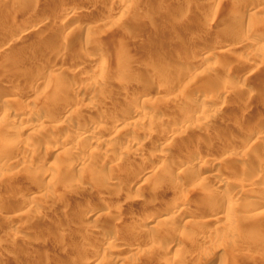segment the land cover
Returning <instances> with one entry per match:
<instances>
[{
    "label": "rangeland",
    "instance_id": "rangeland-1",
    "mask_svg": "<svg viewBox=\"0 0 264 264\" xmlns=\"http://www.w3.org/2000/svg\"><path fill=\"white\" fill-rule=\"evenodd\" d=\"M44 1L0 0V72L13 68L0 74V88L7 94L4 102L0 98V112L21 118L37 109L48 120L42 127L27 120L14 126L0 122V264H264V165L259 163L264 150L256 142L264 133L256 123L264 117V0H46L36 24L28 10ZM242 16L244 24L238 22ZM27 26L32 31L22 35ZM250 32L261 48L241 42L249 41ZM81 33L92 38L87 48L78 40ZM214 46L215 54L198 58ZM228 46L234 52L226 55L221 50ZM94 49L105 59L93 60ZM20 62L28 66L23 71L16 67ZM233 68L239 74L234 79L221 74ZM218 86L230 100L214 105L208 124L196 127L199 119L179 115L178 105L213 100ZM177 94L187 99L178 101ZM135 95L153 103L144 104L154 110L148 122L128 108ZM118 97L124 106L112 109L111 100ZM91 100L101 106L84 107ZM72 109L75 115L69 117ZM86 126L97 135L79 136ZM173 126L176 133L167 135ZM34 128L41 129L38 136L28 134ZM133 135L138 144L127 138ZM198 136L202 139L196 142ZM66 141L78 150L62 152ZM97 143L110 147L105 156L97 153ZM166 143L173 146L161 149ZM228 144L243 152L234 157L224 150ZM187 146L193 148L192 157L208 158V167L177 171L189 155ZM159 157L164 162L154 161ZM209 168L216 176L206 178ZM138 174L142 178L135 179ZM18 184L23 193L14 192ZM256 192L259 197H249ZM229 203L236 206L229 212L232 224L220 218L217 225H196L197 218L227 214ZM174 205L187 207L185 217L167 219ZM22 213L26 225L10 222L9 217ZM141 222L156 225L157 233L133 232ZM96 227L116 231V242L122 244L106 243L109 236L93 240ZM107 244L110 253L103 249ZM128 246L135 251L124 249Z\"/></svg>",
    "mask_w": 264,
    "mask_h": 264
},
{
    "label": "bare ground",
    "instance_id": "bare-ground-1",
    "mask_svg": "<svg viewBox=\"0 0 264 264\" xmlns=\"http://www.w3.org/2000/svg\"><path fill=\"white\" fill-rule=\"evenodd\" d=\"M44 1V0H43ZM46 1V0H45ZM40 2L39 3V8H36L37 6H38V4H35L34 3V5H36V7L35 8H31V10H28V16L29 17H31V19H33L34 21H36V24H38L39 22H41V20L40 19H38V17H40L41 15V11H43V9H44V7L46 6V4H47V2ZM49 1V0H48ZM123 1V0H122ZM121 1V4H124L123 2ZM117 2V1H116ZM49 3H51V2H49ZM120 3V2H119ZM253 5H251V7H252ZM49 7V6H48ZM66 7V6H65ZM248 8V9H247ZM160 9V8H159ZM158 9V11H162V13L164 14L165 12H163V10H162V8L159 10ZM246 9L249 11L250 10V8H249V6L248 7H246ZM62 10V9H61ZM64 11H68V10H66L65 8H64ZM71 11V10H70ZM75 12H76V10H74ZM74 11H72V12H74ZM155 11V10H154ZM154 11H152V12H154ZM160 11V12H161ZM74 12V13H75ZM251 13H253L254 14V12H251ZM250 13V14H251ZM157 14V13H156ZM249 14V15H250ZM161 15V14H160ZM163 16V15H162ZM251 16H253L252 14H251ZM59 17V16H58ZM152 17V16H151ZM161 17V16H160ZM159 17V18H160ZM250 17V16H249ZM235 18V17H234ZM245 16L243 17H239L238 18V22H245ZM67 19H69V17H66V18H64V20L66 21ZM161 19V18H160ZM7 21V20H6ZM237 22V23H238ZM244 22H243V24H244ZM10 23V22H9ZM32 23H33V21H32ZM240 23H238V24H240ZM41 24V23H40ZM3 25V24H2ZM5 25H6V22H5ZM4 25V26H5ZM27 25V24H26ZM83 25V24H82ZM235 25V24H234ZM44 26V25H43ZM228 26V25H227ZM22 27V26H21ZM30 27V26H29ZM28 26L27 27H24V28H21V30H20V28H18L19 30H20V32H21V34L22 35H26V34H28V33H30V31H32L30 28H29ZM40 27H42V25H39V26H37L35 29H40ZM71 27V26H70ZM83 27V26H82ZM231 27V26H230ZM16 28V27H15ZM16 28V29H17ZM29 28V29H28ZM74 28V27H73ZM73 28H70L69 30H68V32L69 33H71L72 31H73ZM91 28V27H90ZM207 28V27H206ZM232 28V27H231ZM252 28V30H253V27H251ZM77 29V28H76ZM88 29V28H87ZM205 29V28H204ZM211 29V28H210ZM33 30H34V28H33ZM209 30V29H208ZM229 30V29H228ZM232 30H234V29H232ZM251 30V31H252ZM254 30H256V29H254ZM35 31V30H34ZM15 32H17V31H15ZM14 32V33H15ZM56 32V31H55ZM230 32H231V30H230ZM230 32H228V33H230ZM236 33V32H235ZM16 34H18V33H15V35ZM21 34H19V35H21ZM56 34V33H55ZM60 34V33H59ZM242 34V33H241ZM255 34H257V33H255ZM13 35V34H12ZM21 35V36H22ZM58 35V34H57ZM240 35V34H239ZM11 36V35H10ZM14 36V35H13ZM28 36V35H27ZM26 37V36H25ZM248 39H249V41H247V40H245V41H242V40H244V38L241 40V42H244V43H250L251 45H253V46H257V47H259V48H261L262 46H260L259 45V40H258V38H257V35L255 36L252 32H250V33H248ZM89 36H88V34H79L78 35V40H80V42H84L85 41V43L83 44L84 45V47H86V42L88 43V40H89ZM15 39V38H14ZM17 39V38H16ZM92 38H90V40H91ZM4 40V39H3ZM63 40V39H62ZM90 40H89V42H90ZM14 41V40H13ZM57 41V40H56ZM55 41V42H56ZM188 41V40H187ZM0 42H2V41H0ZM5 42V41H4ZM15 42V41H14ZM58 42V41H57ZM64 42H66V41H64ZM238 42V41H237ZM23 43V42H22ZM54 43V42H53ZM3 44V43H2ZM25 44V43H24ZM59 44V43H58ZM58 44H56V45H58ZM68 44V43H67ZM10 46H11V44H9ZM221 45V44H220ZM249 45V44H248ZM8 46V45H7ZM55 46V45H54ZM213 46V45H212ZM218 46V45H217ZM237 46V45H236ZM3 47V46H2ZM6 47V46H5ZM9 47V46H8ZM82 45H81V49H82ZM83 47V48H84ZM222 47V46H221ZM229 47V46H228ZM223 48V50H221L223 53H231L232 51L234 52V50H231V49H233V46H232V48L230 49V47L229 48ZM237 47H239V46H237ZM237 47H235V48H237ZM1 48V47H0ZM19 48V47H18ZM87 48V47H86ZM86 48H85V50H86ZM217 47H211L210 49H206V50H202L201 52H199V55H198V58H203L204 56H205V54H209V57H210V55L211 54H213V52H214V50L216 49ZM220 48V47H219ZM234 48V49H235ZM31 49V48H30ZM80 49V50H81ZM87 50H89V49H87ZM230 50H231V52H230ZM215 52H217V51H215ZM215 52H214V54H215ZM218 52H220V50L218 51ZM222 52H220V53H218V55L219 54H223ZM23 54H25V53H23ZM23 54H19V58H21L22 57V55ZM85 54V53H84ZM217 54V53H216ZM225 54H223V55H225ZM226 54V55H227ZM91 55H93V57H91L93 60H99V61H101V59H105V57H104V54L102 53V51L100 52V51H95V49H94V52H93V54H91ZM193 55H195V54H193ZM106 56V55H105ZM192 56V55H191ZM27 57V56H26ZM87 57V56H86ZM147 57V56H146ZM208 56H205L204 58L206 59ZM25 58V57H24ZM28 58V57H27ZM190 58V57H189ZM89 59V58H88ZM186 59V58H185ZM19 60V59H18ZM187 60V59H186ZM30 61V60H29ZM95 61H93V62H95ZM192 61V60H191ZM52 62H54V61H52ZM52 62L50 61L48 64H46L45 66H44V68L42 69V72L43 73H45L44 71H47V70H49V68L51 67V65H52ZM75 62V61H74ZM180 62V61H179ZM183 62H186L185 60H183ZM190 62V61H189ZM200 62V61H199ZM21 63V62H20ZM25 63V62H24ZM75 64V63H74ZM187 64H188V62H187ZM223 64V63H222ZM227 64V63H226ZM25 64H23V62L21 63V64H19L18 66H16V67H19L20 69H22V71H23V69L24 68H26V67H28V66H24ZM11 66V65H10ZM24 67V68H23ZM73 67V66H72ZM220 68V67H219ZM74 69V68H73ZM177 69V68H176ZM179 69V68H178ZM235 68H233V70L232 69H230V70H228V71H222L221 72V69H220V71H219V73L221 72V74H224V75H226V76H233V78L231 77V79H234V76L236 77V75L238 76L239 74L237 73V71H235L234 70ZM241 69V68H240ZM13 70V68H11V67H9L8 68V66L6 67L5 66V69H3L1 72H0V74L3 76L4 75V73H6V72H9V71H12ZM25 70V69H24ZM34 70V69H33ZM75 70V69H74ZM81 70V69H80ZM184 70V69H183ZM182 70V71H183ZM194 70V69H193ZM223 70H225L224 68H223ZM238 70V69H237ZM242 70V69H241ZM141 71H143V70H141ZM140 71V72H141ZM177 71V70H176ZM181 71V72H182ZM13 72V71H12ZM120 72H121V70H120ZM119 72V73H120ZM125 72V71H124ZM128 72V71H127ZM139 72V73H140ZM173 72V71H172ZM185 72H186V70H185ZM189 72V71H188ZM20 73V72H19ZM118 73V72H117ZM183 73V72H182ZM203 73V72H202ZM202 73H201V75H202ZM241 73V72H240ZM125 74V73H124ZM138 74V73H137ZM141 74V73H140ZM122 75V74H121ZM5 76V75H4ZM6 76H8V74L6 75ZM20 76V75H19ZM135 76H136V74H135ZM140 76V75H139ZM139 76H137V78L139 77ZM221 76H223V75H221ZM140 78V77H139ZM238 78V77H237ZM2 79V78H1ZM136 79V78H135ZM5 80V79H4ZM210 80V79H209ZM259 80V79H258ZM212 81V80H211ZM10 82V81H9ZM141 82V81H140ZM207 82H209V83H212V82H210V81H207ZM6 83V82H5ZM255 83V82H254ZM9 84V83H8ZM208 84V83H207ZM253 83H252V81H251V85H252ZM209 85V84H208ZM3 86V85H2ZM135 86V85H134ZM139 86V85H138ZM137 87V86H136ZM219 87V86H218ZM242 87V86H241ZM244 87V86H243ZM3 88V87H2ZM2 88H0V98L2 99L3 98V102L5 101V96L7 95H5L4 94V92H3V89ZM9 88H10V85H9ZM247 89V88H246ZM227 90V89H226ZM215 91V90H214ZM155 92V91H154ZM228 92V91H227ZM139 93V92H138ZM140 94V93H139ZM144 94V93H143ZM27 95V94H26ZM125 95V94H124ZM141 95V94H140ZM189 95V94H188ZM123 96V95H122ZM176 96V95H175ZM183 95L182 94H177V98L176 99H179L178 101H181V100H183L184 99V97H182ZM190 96V95H189ZM188 96V97H189ZM120 97V96H119ZM118 97V98H119ZM143 97H145L144 95H142V96H139V95H135L134 97H133V99H132V101H130V106H128V108H130L129 110H131V108H134V110L133 111H130V112H134L135 110H136V112L139 114V115H141L142 116V121H147L148 122V120H150V119H152L153 118V116H154V110L152 111V109L150 110L149 108H146L145 106H144V104H145V102H148V103H146L145 105H147V104H153V103H151V99H144V100H141ZM229 96H228V94L226 93V91H225V89L224 88H222V89H220V87H219V90L217 91V94H216V97L212 100H207V99H201L200 101H196V99L195 100H190V101H188V100H186V103L185 102H183V103H185V104H181V103H178V104H181L180 105V107H179V105H178V107H177V109L179 108V115L181 116V115H184L185 116V118H187L186 120L187 121H189L190 120V117H192V118H194V119H196V120H200V121H196V123H195V126L196 127H201L202 125H206V123L208 122V120H209V118H212V114H210V111H213L214 109L216 110L217 109V107H214V105L216 106V104L220 101V100H222V101H227L228 102V100H230V99H227ZM115 98V99H113V100H111L112 102L110 103L111 105H110V107L112 108V109H116L117 108V110H118V108H121V107H123L124 105V103L122 104V101H121V98ZM186 98V97H185ZM187 99V98H186ZM6 100H7V98H6ZM13 100H14V98H13ZM154 100V99H153ZM240 100V99H239ZM143 101V102H142ZM175 101V100H174ZM124 102V101H123ZM154 102V101H153ZM99 102H96V101H94V100H91V101H89V102H87V103H85L84 104V107H86V108H88V109H91V108H95V107H99V106H101V105H99L98 104ZM101 104V103H100ZM76 106V105H75ZM81 106V105H80ZM148 106V105H147ZM160 106V105H159ZM162 106V105H161ZM65 107H67V106H65ZM78 107V106H77ZM105 107V106H104ZM150 108H151V106H149ZM74 108V107H73ZM81 108V107H80ZM264 108V107H263ZM87 109V110H88ZM122 109V108H121ZM154 109V108H153ZM14 110V109H13ZM75 110H76V108H75ZM75 110H70L68 113V115H69V117L70 116H72V114H74L75 113ZM104 110H105V108H104ZM171 110V109H170ZM218 110H219V108H218ZM217 110V111H218ZM247 110V109H246ZM108 111V110H107ZM125 111V110H124ZM228 111V110H227ZM248 111H249V109H248ZM247 111V112H248ZM263 111V110H262ZM14 112V111H13ZM112 112V111H111ZM264 112V111H263ZM262 112V113H263ZM31 113V112H30ZM28 113V115H26V114H23L24 116H22L21 118H20V116L17 118V113L16 114H14V113H9V112H6V111H1L0 112V122H5V124H7L8 126L10 125V126H14L18 121H34V123L36 122V123H38V126H40V127H42V126H44V124H46L47 122H48V120H47V118H46V116L43 114V115H41L40 113H38L37 112V109H36V113L34 114V113ZM155 113H156V111H155ZM172 113V112H171ZM137 114V115H138ZM177 114H178V112H177ZM177 114H176V116H177ZM208 114H210V116L208 115ZM75 115V114H74ZM174 115V114H173ZM214 115H215V113H214ZM244 115V114H243ZM135 116V115H134ZM170 116V115H169ZM218 115H216V116H214L215 118L217 117ZM67 117V116H66ZM130 117H131V115H130ZM133 117V116H132ZM168 116H166V118H167ZM68 118V117H67ZM98 118V117H97ZM181 118H183V117H181ZM220 118V117H219ZM260 118V117H259ZM259 118H257V119H259ZM176 119V118H175ZM139 120V119H138ZM179 120V119H178ZM177 120V121H178ZM216 121H217V118L215 119ZM219 120H221V119H219ZM92 121L94 122V123H99V120H97L96 118H93V116H92ZM214 121V120H213ZM222 121V120H221ZM226 121V120H225ZM139 122V121H138ZM140 122H141V120H140ZM144 122H142V123H144ZM185 122V121H184ZM68 123H69V125H70V123L71 122H69L68 121ZM209 123V122H208ZM207 123V124H208ZM256 123L257 124H260V125H263V128H264V117L262 118V119H260V120H257L256 121ZM66 124V123H65ZM139 124H141V123H139ZM171 124V123H170ZM6 125V126H7ZM30 125V124H29ZM35 125V124H34ZM66 125H68V124H66ZM142 125V124H141ZM164 125V122H163V124L160 126V128L162 127ZM185 125V124H184ZM36 126V125H35ZM34 126V127H35ZM73 125H72V123H71V127H72ZM75 126V125H74ZM95 126V125H94ZM101 126V125H100ZM140 126V125H139ZM165 126V125H164ZM57 127V126H56ZM99 127V126H98ZM158 127V126H157ZM174 127V126H173ZM173 127H171L169 130H168V133H167V135H169V134H171V135H173V133H176V130H177V127L175 126L174 128ZM182 127V126H181ZM69 128V127H68ZM96 128V127H95ZM203 128V127H202ZM222 128V127H221ZM8 129V128H7ZM158 129V128H157ZM156 129V130H157ZM201 129V128H200ZM207 129V128H206ZM30 130V132L28 133L30 136H38L39 134V131H41V129L40 130H36L35 128L33 129V130H31V129H29ZM60 130V129H59ZM82 131H81V133H79V136H81L82 138H88V137H94V136H96L97 135V133H96V130H94V127H83V129H81ZM130 130H132V129H130ZM134 130V129H133ZM14 132V131H13ZM12 132V133H13ZM57 132V131H56ZM132 132H134V131H132ZM236 132V131H235ZM198 133H199V131H198ZM207 134V133H206ZM6 135V134H5ZM136 135V134H135ZM135 135H133V137H127L129 140H130V142H132L133 144H138L139 143V139H137V135L135 136ZM149 135V134H148ZM195 135V134H194ZM197 135V134H196ZM199 135V134H198ZM145 136V135H144ZM202 136V135H201ZM200 136V137H201ZM80 137V138H81ZM143 137V136H142ZM196 137V136H195ZM199 136H198V138H196V142H198V141H200L199 140V138H200ZM209 137V136H208ZM225 137V136H224ZM247 137H248V135H247ZM40 138V137H39ZM65 138V137H64ZM145 138V137H144ZM227 138V137H226ZM231 138H232V136H231ZM195 139V138H194ZM201 139H202V137H201ZM229 139V138H228ZM121 140V139H120ZM128 141V140H127ZM177 141V140H176ZM217 141V140H216ZM65 142V141H64ZM129 142V143H130ZM203 142V141H202ZM201 142V143H202ZM228 142V141H227ZM256 142L257 143H259L260 144V149L262 148L263 150H264V133H262V134H258L257 136H256ZM99 143V142H98ZM97 143V144H98ZM174 143H176V142H174ZM200 143V142H199ZM198 143V144H199ZM200 143V144H201ZM64 144V143H63ZM102 144V143H101ZM109 144H111V143H109ZM170 144V143H166V144H163V145H161V149H163L164 150V148L167 146V147H169L168 145ZM187 144V143H186ZM100 144H98V146H99ZM106 145H108V144H106ZM171 146H173L172 144H170ZM176 145V144H175ZM197 145V144H196ZM4 146V145H3ZM2 146V147H3ZM32 146V145H31ZM202 146V145H201ZM198 147V146H197ZM97 148V147H96ZM99 150H97V153H100V154H102L101 156H105L106 154H107V151H108V149L110 148L109 146H105V145H100L99 146ZM178 147H176V149H177ZM181 148V147H180ZM199 148V147H198ZM28 151H31V147L29 146V147H27L26 148ZM167 149V148H166ZM186 149H188V146H187V148ZM191 149H193L192 148V146H190L189 147V149H188V152H189V155H188V157L186 158V159H184V160H182L181 162H179L177 165H176V167L175 168H177V171H178V169H184V170H186V171H188V170H190L191 168H203V167H205L206 166V164H208V158H205V157H203L202 159L201 158H199L198 159V157H195L194 158V156L192 157L191 155H190V153L192 154V150ZM195 149V148H194ZM209 149V148H208ZM1 150V149H0ZM32 150H33V148H32ZM78 150V146L76 147L75 145H73L72 144V141H66V143L64 144V146H63V151L62 152H72V153H74V152H76ZM138 150V149H137ZM178 150H180V149H178ZM182 151H183V149H181ZM224 150H225V152H232V155H234V157H235V154L236 153H241V151L243 152V150H241V148L237 145V144H228V146L226 145V147L224 148ZM262 150V151H263ZM61 151V150H60ZM181 151V152H182ZM245 151V150H244ZM2 152V151H1ZM188 152H186V153H188ZM264 152V151H263ZM263 152H261V153H263ZM247 152H245V154H246ZM61 154H63V153H61ZM99 154V155H100ZM137 154V153H136ZM159 154V153H158ZM183 154V153H182ZM181 154V155H182ZM243 154V153H242ZM264 154V153H263ZM32 155H34V154H32ZM31 155V156H32ZM38 155V154H37ZM174 155H176V154H174ZM184 155V154H183ZM144 156V155H143ZM152 156V155H151ZM156 157H157V155H155ZM163 156V155H162ZM161 156V157H162ZM91 157V156H90ZM125 157V156H124ZM152 157H154V156H152ZM161 157H159L158 158V160L155 158V160L154 161H160L162 158ZM178 157V156H177ZM182 157V156H181ZM201 157V156H200ZM232 157V156H231ZM146 158H148V157H146ZM121 159V158H120ZM176 158H174V160H175ZM178 159H180V158H178ZM106 160V159H105ZM146 160H148V159H146ZM165 160V159H164ZM20 161V160H19ZM84 161H86V159H84L83 158V162ZM87 161H89V159H87ZM149 161H150V159H149ZM179 161V160H178ZM18 162V161H17ZM42 162H43V160H42ZM41 162V163H42ZM82 162V161H81ZM103 162V161H102ZM160 162H164V161H160ZM173 162V161H172ZM176 162V161H175ZM28 163V162H27ZM53 163V162H52ZM85 163H87V162H85ZM145 163H147V162H145ZM149 163V162H148ZM259 163L261 164V165H264V158H262V157H260V159H259ZM23 164V163H22ZM54 164V163H53ZM123 164V163H122ZM162 164V163H161ZM172 164V163H171ZM174 164H176V163H174ZM14 165V164H13ZM127 165V164H126ZM172 166V165H171ZM210 166V165H209ZM25 167V166H24ZM174 167V166H173ZM206 167H208V166H206ZM29 168V167H28ZM218 168V167H217ZM171 169V168H170ZM188 169V170H187ZM210 169V171H211V173H208L207 175H206V178L207 177H214V175L216 176V174H214V173H212L215 169H213V171H212V169L211 168H209ZM19 170H20V168H19ZM145 170V169H144ZM148 170V169H147ZM146 170V171H147ZM184 170H181V172L182 173H184L185 171ZM180 171V170H179ZM20 173L21 172H23V171H19ZM18 171H17V173L18 174H20ZM149 172V171H148ZM140 174V173H139ZM138 174V176L135 178V179H140V178H142L141 177V175H139ZM145 174V172H143V175ZM25 175V174H24ZM126 175V174H125ZM150 175V174H149ZM148 176V175H147ZM179 176V175H178ZM171 177V176H170ZM225 177V176H224ZM2 178H3V176H2ZM1 178V179H2ZM4 178H6V177H4ZM110 178V177H109ZM78 179H79V176H78ZM111 180L112 179H114V177H111L110 178ZM145 179L147 180V178L145 177ZM226 179H228V178H226ZM144 180V179H143ZM150 180V179H149ZM154 180V179H153ZM79 181V180H78ZM0 182H2V180L0 181ZM225 182H226V180L225 179H223L222 178V180H221V178H220V183L221 184H225ZM5 183V182H4ZM21 183V182H20ZM177 183H179V182H177ZM156 184V183H155ZM180 184V183H179ZM0 185H2L1 183H0ZM12 185V184H11ZM23 185V184H22ZM43 186V185H42ZM155 187V186H154ZM15 190L16 191H14V192H17V193H23V191H25L26 189L24 188V187H22L21 185H15ZM149 193V192H148ZM260 193V192H259ZM235 194H237V195H239V192H237V193H235ZM45 195V194H44ZM139 195H141V194H139ZM249 195V197L251 196V198H253V197H259L260 195L259 194H257V192L256 193H250V194H248ZM142 196H144V195H142ZM49 198L50 197V195L47 193L46 195H45V198ZM139 197V196H138ZM138 197H136L135 196V198H138ZM33 198V197H32ZM31 198V199H32ZM46 198V199H47ZM134 198V199H135ZM141 198V197H140ZM255 199V198H254ZM30 200V199H29ZM69 200V199H68ZM144 200H145V198H144ZM44 201V200H43ZM53 201H56V200H52L51 201V203L53 202ZM32 202V201H31ZM47 202V201H46ZM25 203V202H24ZM55 203V202H54ZM54 203H53V205H54ZM57 204V203H56ZM64 204V203H63ZM52 205V204H51ZM114 205V204H113ZM220 205H222V204H220ZM50 208H53V207H51V206H49ZM59 207V206H58ZM67 207V206H66ZM145 207V206H144ZM147 207V206H146ZM174 207H175V210L174 211H171L172 212V214H169L170 216H168V218L167 219H169V220H171V219H174L175 217H177V216H179L180 218H183V217H185V214L188 212H186V208L187 207H184V205H182V206H178V205H174ZM218 207V206H217ZM235 205L233 204V203H229L225 208H224V210H226L227 211V214H225V215H220V216H217V217H214V216H212V215H207V216H205V217H201V218H197L196 219V225L198 226V227H200V228H205V227H207V226H213V225H217L218 223H217V221H219V219L220 218H223L224 219V221H227V222H229V224L231 223L232 224V221H231V218H230V216H229V212H233V211H235ZM57 208V207H56ZM68 208V207H67ZM219 209H220V207H218ZM218 208H216V209H218ZM71 209V208H70ZM177 209V210H176ZM61 210V209H60ZM59 210V211H60ZM221 210V209H220ZM65 211V210H64ZM93 211V210H92ZM145 211V209H143V212ZM218 211V210H217ZM18 213V212H17ZM141 213V212H140ZM14 215V214H13ZM26 215V214H25ZM23 213L22 214H19V215H14V216H11V217H9V220H10V222L12 223V224H15V225H17L18 227H20V226H24V225H26V223L24 222V221H21V219L22 218H24L23 216H25ZM141 215H143V214H141ZM143 216H145V215H143ZM154 216V215H153ZM188 216V215H187ZM27 219V218H26ZM188 219V218H187ZM192 219V218H191ZM23 220V219H22ZM66 220V219H65ZM79 221V220H78ZM188 221H190V220H188ZM220 221H221V219H220ZM219 221V222H220ZM148 222V221H147ZM87 226V225H86ZM99 226H101V225H99ZM106 225H104V227H105ZM103 227V226H102ZM110 227V226H109ZM108 227V228H109ZM113 227V226H112ZM16 229H17V227H16ZM70 231H72V230H70ZM136 232V233H139V234H141V233H148V234H151V235H155L156 233H157V227H156V225H154V224H146V223H139L135 228H133V232ZM51 232V231H50ZM49 232V233H50ZM58 232V231H57ZM56 232V233H57ZM77 233H78V231H77ZM136 233H134V234H136ZM67 234V233H66ZM75 234V233H74ZM68 235H69V232H68ZM71 235V234H70ZM76 235V234H75ZM137 235V234H136ZM63 236H65V235H63ZM106 236H109V241L108 242H106V243H113V242H115L117 245H120V244H122L121 242H116V239L118 238L117 236H118V234H117V232L116 231H114V230H104V229H102V228H98V227H96V228H94V231H93V240H98L99 241V239L101 240V239H103V238H105ZM209 236H210V234L208 235V234H206V238H209ZM117 237V238H116ZM120 237V236H119ZM204 237H205V235H204ZM64 239H65V237H64ZM74 239V238H73ZM73 239H71L72 241H73ZM70 240V239H69ZM84 240V239H83ZM64 241H66V240H64ZM78 241V240H77ZM76 241V242H77ZM98 241H95V242H98ZM126 241V240H125ZM104 242V241H103ZM66 243V242H65ZM69 243V242H68ZM71 243H74V241L73 242H71ZM61 244V243H60ZM98 244V243H97ZM100 244V243H99ZM109 244H107L106 246H103V249H104V251H105V253L107 252V253H110L111 252V249H110V246L111 245H109ZM115 244V245H116ZM63 245V244H62ZM66 245V244H65ZM101 245V244H100ZM114 245V244H113ZM63 247V246H62ZM118 247V246H117ZM120 247V246H119ZM67 248V247H66ZM102 248V247H101ZM63 249H65V248H63ZM70 249V248H69ZM124 249H127V250H129V251H135V248H129V246L128 247H125ZM68 250V249H67ZM63 251V250H62ZM65 251L66 250H64V253H65ZM72 251V250H71ZM69 252V251H68ZM113 252V251H112ZM47 253V252H46ZM67 253V252H66ZM50 254V253H49ZM41 255H42V253H41ZM44 256H45V254H44ZM54 256V255H53ZM40 258H42V257H40ZM47 258V255H46V257H45V260H48V259H46ZM60 258V257H59ZM44 259V258H43ZM58 259V258H57ZM63 259H65V258H63ZM207 259V258H206ZM222 259V258H221ZM59 260V259H58ZM66 260V259H65ZM67 261V260H66ZM109 261H111V260H109ZM204 261H205V259H204ZM56 262V261H55ZM112 262V261H111ZM110 263V262H109ZM202 263V262H201ZM200 263V264H201ZM209 263V262H208ZM55 264H57V263H55ZM110 264H112V263H110ZM113 264H117L116 263V261L115 262H113Z\"/></svg>",
    "mask_w": 264,
    "mask_h": 264
}]
</instances>
